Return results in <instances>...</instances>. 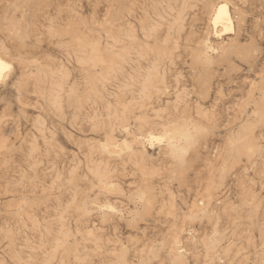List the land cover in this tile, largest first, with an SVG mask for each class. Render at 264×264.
<instances>
[{
	"label": "rangeland",
	"instance_id": "obj_1",
	"mask_svg": "<svg viewBox=\"0 0 264 264\" xmlns=\"http://www.w3.org/2000/svg\"><path fill=\"white\" fill-rule=\"evenodd\" d=\"M0 57V264H264V0H0Z\"/></svg>",
	"mask_w": 264,
	"mask_h": 264
},
{
	"label": "bare ground",
	"instance_id": "obj_2",
	"mask_svg": "<svg viewBox=\"0 0 264 264\" xmlns=\"http://www.w3.org/2000/svg\"><path fill=\"white\" fill-rule=\"evenodd\" d=\"M226 11L223 7H220L219 9V13L216 17V21L220 20V19H223V18H226ZM11 67V64L6 62L3 58L0 57V80L1 78L3 77L4 73Z\"/></svg>",
	"mask_w": 264,
	"mask_h": 264
}]
</instances>
